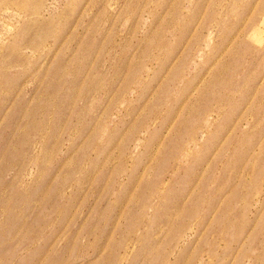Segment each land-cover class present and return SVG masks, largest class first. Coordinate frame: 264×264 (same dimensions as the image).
Instances as JSON below:
<instances>
[{
  "label": "rangeland",
  "instance_id": "1",
  "mask_svg": "<svg viewBox=\"0 0 264 264\" xmlns=\"http://www.w3.org/2000/svg\"><path fill=\"white\" fill-rule=\"evenodd\" d=\"M264 0H0V264H264Z\"/></svg>",
  "mask_w": 264,
  "mask_h": 264
},
{
  "label": "bare ground",
  "instance_id": "2",
  "mask_svg": "<svg viewBox=\"0 0 264 264\" xmlns=\"http://www.w3.org/2000/svg\"><path fill=\"white\" fill-rule=\"evenodd\" d=\"M250 37L253 38L256 42H260V43L264 40V36H262V35H260L258 33H255V32L252 33L250 35Z\"/></svg>",
  "mask_w": 264,
  "mask_h": 264
}]
</instances>
